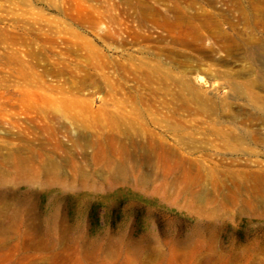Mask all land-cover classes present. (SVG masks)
<instances>
[{"label":"rangeland","instance_id":"obj_1","mask_svg":"<svg viewBox=\"0 0 264 264\" xmlns=\"http://www.w3.org/2000/svg\"><path fill=\"white\" fill-rule=\"evenodd\" d=\"M227 3L0 0V143L53 134L50 125L66 120L61 100L77 98L101 123L88 134H192L195 151L183 149L179 176L203 155L219 169L210 184L231 183L225 169L264 161V34L229 16ZM137 5L187 7L199 18L135 19L126 11ZM157 61L183 81L158 90L135 79V69ZM63 66L76 76L57 74ZM86 72L102 82L78 86ZM223 134L241 146L228 149ZM3 160L0 264H264L263 205L196 210L132 185L24 181Z\"/></svg>","mask_w":264,"mask_h":264},{"label":"bare ground","instance_id":"obj_2","mask_svg":"<svg viewBox=\"0 0 264 264\" xmlns=\"http://www.w3.org/2000/svg\"><path fill=\"white\" fill-rule=\"evenodd\" d=\"M228 1L231 2L227 3L229 16H235L245 26H252L253 32L264 34V0H246L247 3L244 0ZM139 6H136L134 12L126 13L135 19H150L151 15L157 14L158 19L167 23L185 16L199 18L197 11L189 12L187 7L165 5L154 12L150 9L143 12L137 8ZM214 30L210 31V35H213ZM166 50L167 47L161 48L158 55ZM57 72L76 76L72 69L65 66L57 69ZM134 72L137 81L148 86L155 83V89L158 90L183 81L173 74L171 67L160 61L155 64L145 62L142 68ZM94 78L93 74L86 72V75L79 76L77 84L83 86L87 79H92L93 86L102 82V77H99L100 80ZM61 103L59 115L66 120H58L50 125L53 134H7L9 137L13 135L16 142L8 139L0 143L3 162L9 168L16 169L20 180L38 182L46 178L66 187L88 188H96L100 184L132 185L146 192L160 193L166 199H172L175 195L174 202L196 210H215L221 205L236 204L240 205L241 211L249 206V212H258L260 206H264V161L257 160L251 167L225 169L227 179L231 177L233 181L212 186L209 177L216 175L219 169L203 155L189 157L192 165L184 167V175L179 176L182 163L186 161L183 149L195 151L192 134H88L85 128L95 127V123L101 125L94 115L95 111L88 108L87 112L90 113L85 114L82 101L77 98L64 97ZM55 110L51 109L50 114L56 113ZM112 121L115 123L116 120ZM71 124L80 130L78 134H69ZM59 129H64L68 134H58ZM222 136L226 138L225 146L228 149L241 146L240 141L236 145L228 141L231 135ZM253 138L255 141L261 140L257 136ZM5 171L3 165H0V174ZM234 176L240 179H234Z\"/></svg>","mask_w":264,"mask_h":264}]
</instances>
